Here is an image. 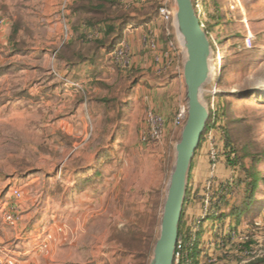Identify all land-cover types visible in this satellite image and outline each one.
I'll return each mask as SVG.
<instances>
[{"label":"rangeland","instance_id":"374dc122","mask_svg":"<svg viewBox=\"0 0 264 264\" xmlns=\"http://www.w3.org/2000/svg\"><path fill=\"white\" fill-rule=\"evenodd\" d=\"M192 1L211 44L207 125L213 114L226 129L243 193L246 170L264 178V0ZM164 2L138 12L132 0H0V264H150L185 98L184 53L160 15ZM151 15L158 32L143 38L139 18ZM123 21L117 38L111 25ZM151 41L168 65L154 60ZM168 76L177 79L164 89ZM149 111L165 127L142 144ZM218 131L207 135L219 156ZM261 183L238 222L264 256ZM214 222L205 219L200 232Z\"/></svg>","mask_w":264,"mask_h":264},{"label":"water","instance_id":"95a60500","mask_svg":"<svg viewBox=\"0 0 264 264\" xmlns=\"http://www.w3.org/2000/svg\"><path fill=\"white\" fill-rule=\"evenodd\" d=\"M171 20L184 53L181 76L185 87L186 118L175 145L174 167L150 264H173L192 161L209 119L201 93L211 79V44L193 1L173 0Z\"/></svg>","mask_w":264,"mask_h":264},{"label":"trees","instance_id":"16d2710c","mask_svg":"<svg viewBox=\"0 0 264 264\" xmlns=\"http://www.w3.org/2000/svg\"><path fill=\"white\" fill-rule=\"evenodd\" d=\"M111 29H112L111 31L113 32L114 27L111 26ZM88 30L90 31L89 33L91 37H94V39L99 36V32L96 31L95 29L91 28ZM152 51L156 52L158 50L156 49ZM156 56H159V61H156L155 59ZM154 60L156 62H164V64L166 65V63L168 62V52H163V51L156 52V54L154 55ZM131 71L132 69H130V72L128 74H130ZM211 119H213L212 125L211 126L207 125L205 129L206 133L202 135L199 145H201L204 142V140L206 144L208 143L209 135H207V133L210 131V129L212 130L215 128L217 131L219 130L218 131L219 134L217 133L219 135L218 143L222 144L223 146L221 145L219 156L217 153V164L221 161L229 172L225 177L230 176L232 179H234V174L238 166L236 165V161H235L236 157H234L233 153H231L229 149L231 143L229 140L228 133L224 127L220 125L217 126V124L215 123L217 119L215 115L213 116L212 114ZM215 149L218 151L217 146L215 147ZM208 163H209V174H210L209 152H208ZM215 172H214V178H216V180L218 181L222 180L216 176ZM259 181L262 182L261 185H264V178L260 177L255 172L246 170V176L240 182V184L243 183L245 184L243 193H240L239 190L237 191L235 189V183L233 180V183L228 188L227 193L225 195H220L222 205L219 215L210 216L211 218L215 219V222L221 224L225 220L235 221V226L232 227V231L235 230V232L237 233L236 237H234L231 234L232 231L226 233L223 232L222 231L223 227L220 224L219 227L221 229V232H219L218 234H214L212 232V236L210 238L208 239L204 238L205 236L204 233L207 229H205L203 233L200 232L203 221L205 220L204 219L201 220L200 229L195 232L194 239H191V232L189 231L190 225L187 227L184 224L182 217L179 225V234H182L184 236V240H183L184 244L182 249V256L178 264H183L186 262L188 264H218L219 262H225L231 264H264V256L259 255V252L257 250H254L253 247H251L253 243L254 245L257 243V241L253 240L252 235L248 234L251 230L250 229H249L250 231L247 229L245 230L244 227L239 226V222H238L239 219L242 218V216H244L248 211L252 209L253 205H256L258 203V201H256L255 199V192L258 188ZM201 190H202V186L199 189V191H197L198 195L200 194ZM187 196H188V192L186 195V199ZM198 203L200 209L199 200ZM195 217L193 218V220L195 219ZM213 228L214 225L212 223V227H210V230L213 231ZM243 237H247V238L243 239ZM209 250H211V252ZM212 254H214V256L216 255V258H213L214 256H212ZM251 257L252 259L249 260Z\"/></svg>","mask_w":264,"mask_h":264},{"label":"built area","instance_id":"2783aa9c","mask_svg":"<svg viewBox=\"0 0 264 264\" xmlns=\"http://www.w3.org/2000/svg\"><path fill=\"white\" fill-rule=\"evenodd\" d=\"M160 15L167 20L172 18L173 14V0H165L164 4L161 5L159 8ZM65 39H67V33L65 35ZM246 44L250 46L251 44V37L247 36L246 37ZM149 47L151 50H156V45L152 41L149 44ZM115 58L118 63L123 64L124 63V58H125V51L122 48H118L115 51ZM156 61H159V56H156ZM169 64V61L166 63V65ZM186 118V104L183 101L180 103L178 106L177 114L175 116L174 123L176 127L180 128ZM144 126L141 127L139 131V141L142 144L148 143V142H156L162 137V133L164 131L165 127V120L163 116L159 113H154L153 111H149L146 116H145V121H144ZM209 160H210V174L208 178L205 180L202 186V190L200 194L198 195V199L200 201V209L199 213L191 222L189 226V231L191 232V239H194L195 237V232L200 229V224L201 220L206 219L207 217L210 216H217L220 213L221 210V196L220 195H225L228 191V188L231 186L233 183V179L228 176L223 178L222 180H216L214 178V172L216 170V165H217V151L214 149V147L211 145L210 146V151H209ZM13 194L16 197H20V193L17 190L13 191ZM5 220L9 224H14L15 221L17 220V217L15 216L14 213L11 211L6 214ZM220 224L214 222V228H213V233L218 234L221 232L220 229ZM255 224H258L255 222ZM223 227V232H229L232 231V227L235 226V221L233 220H225L222 224ZM249 230V229H247ZM231 234L236 237L237 233L235 230L231 232ZM247 237H243V239H246ZM184 236L182 234L178 235V240L176 244V251H175V256H174V261L173 264H178L179 260L182 256V249H183V244H184ZM251 247H255V245H251ZM256 248V247H255ZM254 252V251H253ZM252 253V252H251ZM255 253V252H254ZM252 257L249 259L251 260ZM183 264H188L183 263Z\"/></svg>","mask_w":264,"mask_h":264},{"label":"crops","instance_id":"0c3cea01","mask_svg":"<svg viewBox=\"0 0 264 264\" xmlns=\"http://www.w3.org/2000/svg\"><path fill=\"white\" fill-rule=\"evenodd\" d=\"M132 2H133L132 4L135 7V9L138 12H140L143 10V8L146 7L148 0H132ZM153 20H154V17L152 15L146 16V17L144 16L143 18H139V22H140L139 28H142V26H146L145 29L139 30V32L142 33L143 38H148L147 37L148 33L158 32L157 27H155V25L153 23ZM120 24H122V25H119L121 27H119V26L116 27V25H111L112 27H114V33L113 34H116V32L119 30V32L117 34L118 35L117 38L120 37L124 33L123 29L126 27V21H123ZM1 31L2 30L0 29V33H1ZM156 34L159 35V33H156ZM132 37H133L132 34L128 35V39L132 38ZM132 48H135V47H132ZM153 54L155 55L156 52H153ZM154 55H153V57H154ZM175 79H177L176 76H168L166 79H164L163 83H161V86H164V89H167V86L170 85L172 82H174ZM180 80H182V82H183V78ZM183 86H184V83H183ZM125 106H126V104L123 107H125ZM209 141L207 144L205 142H203L200 145V147L196 150V153H195L193 161H192V166H191V170H190V174H189V180H188V190H187L188 196H187V199L185 201L184 211H183V215H182L183 222L187 227L191 224L193 218L199 212V203H198L199 199H198L197 191H199L201 186H203V183L205 182V180L208 178V175H209L208 152H209L210 146H211ZM215 173L219 179H223V178H225V176L229 172H228V169L225 168L224 164L220 161L217 164V168H216ZM186 217H188V218L185 219ZM239 226H241V223H239ZM212 232L213 231L210 230V228H207V230L204 233L205 234L204 238H206V239L210 238L212 236ZM209 251L211 252V250H209Z\"/></svg>","mask_w":264,"mask_h":264},{"label":"bare ground","instance_id":"6f19581e","mask_svg":"<svg viewBox=\"0 0 264 264\" xmlns=\"http://www.w3.org/2000/svg\"><path fill=\"white\" fill-rule=\"evenodd\" d=\"M262 95L264 96V93Z\"/></svg>","mask_w":264,"mask_h":264}]
</instances>
